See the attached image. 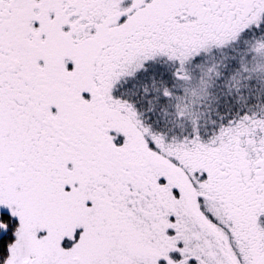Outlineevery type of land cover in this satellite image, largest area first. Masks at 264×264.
Wrapping results in <instances>:
<instances>
[{
    "label": "snow or ice",
    "instance_id": "1",
    "mask_svg": "<svg viewBox=\"0 0 264 264\" xmlns=\"http://www.w3.org/2000/svg\"><path fill=\"white\" fill-rule=\"evenodd\" d=\"M0 264H264V0H0Z\"/></svg>",
    "mask_w": 264,
    "mask_h": 264
}]
</instances>
